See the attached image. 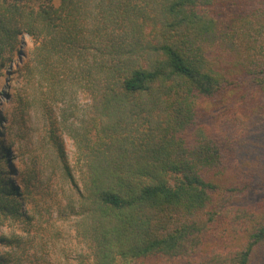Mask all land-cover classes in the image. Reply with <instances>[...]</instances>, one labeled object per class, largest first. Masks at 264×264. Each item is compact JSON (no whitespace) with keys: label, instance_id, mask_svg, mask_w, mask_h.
I'll return each mask as SVG.
<instances>
[{"label":"trees","instance_id":"16d2710c","mask_svg":"<svg viewBox=\"0 0 264 264\" xmlns=\"http://www.w3.org/2000/svg\"><path fill=\"white\" fill-rule=\"evenodd\" d=\"M0 87V264H264V0H0Z\"/></svg>","mask_w":264,"mask_h":264},{"label":"rangeland","instance_id":"374dc122","mask_svg":"<svg viewBox=\"0 0 264 264\" xmlns=\"http://www.w3.org/2000/svg\"><path fill=\"white\" fill-rule=\"evenodd\" d=\"M22 46L19 47L20 49V52L22 50V52L25 50V48H28L30 45H31V40L30 38L25 35L23 36L22 38ZM15 61V59L13 58V62ZM11 69H14V64L13 63H10V66H9ZM3 82H1V84L3 86H10L9 88L7 87V89H11L13 86H15V84L17 83L16 80H12V79H8V77L5 75L3 76ZM255 97V101L253 99L252 100V104L254 106L255 103H260L261 106H262V103L264 102L263 98L262 97H258V96H254ZM227 99L225 96H222V97H218L216 98L215 100H206L204 103H203V108L204 110L207 112V116H206V120L208 121L209 123V126H213L215 127L217 130L220 128H222L221 125H219V121L223 119V116H225V114H227V108H224L222 107V104H223V101L225 102ZM86 100L84 99H81V103L82 104H85ZM250 105V106H251ZM12 104H9L7 99L5 98V96H3L2 94V88L0 87V119L3 117L2 115V112H6L7 111H11V107ZM218 107V112L217 111H214V109ZM235 107H237V104L232 108L234 109ZM4 118V117H3ZM3 124L6 123V119L4 118V120H2ZM238 123V122H237ZM240 124V123H238ZM36 125V124H35ZM224 128L228 129L227 127V124L224 125ZM1 128H0V133H1ZM35 140L37 138V135L35 133V136H34ZM66 148H67V155H68V158L69 160L71 161L72 164H74V166L76 167V170L78 169L77 165H75V156H74V153H75V145L73 144V142L71 140H66ZM9 163L12 165L13 169L15 168V161H13L11 158L8 159ZM236 165H232V167H235ZM78 171V170H77ZM15 174V173H14ZM232 174V172H231ZM230 177V176H229ZM230 180H231V177H230ZM228 181V178L225 179V180H222L221 179H218L217 180V183L219 185V188H223L225 183H227ZM247 182H249L247 180ZM260 183H261V187L260 189H257L255 187H252L253 189L250 191L248 190V194H247V197L249 196V194L253 193L254 197H253V200H254V203L251 204V206H253V208H257L258 207V204L260 203L261 200L264 199V186L262 187V184H264V181L260 179ZM250 184V182H249ZM243 192V190H242ZM241 192L240 194V197H237L239 201H242V200H245L247 197H244L243 196V193ZM4 231H6V229H4ZM65 243L67 244V249H68V257L66 259H63L64 260V264H80L79 261L77 260V255L76 253H78V245H77V239L75 238L74 236V233L71 232L69 233V236L68 238L66 239Z\"/></svg>","mask_w":264,"mask_h":264}]
</instances>
